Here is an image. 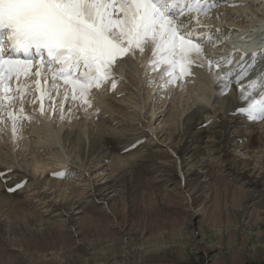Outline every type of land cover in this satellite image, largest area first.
<instances>
[{
    "label": "rangeland",
    "instance_id": "rangeland-1",
    "mask_svg": "<svg viewBox=\"0 0 264 264\" xmlns=\"http://www.w3.org/2000/svg\"><path fill=\"white\" fill-rule=\"evenodd\" d=\"M100 115H103L102 111ZM202 116L205 117V114ZM129 122L131 123V120ZM138 126L136 124L135 130H139V134L148 132L137 128ZM132 130L133 128L130 131L128 128L122 132L126 133V137L131 134L134 136L136 132L133 133ZM112 137H108L107 141H114L115 137ZM219 144L226 146L219 139H215L214 143H201L200 153L205 152L201 158H206L208 145L215 148ZM104 145L108 147L107 144ZM117 150L118 147L112 150L113 158L119 155ZM134 150L140 152L139 156L135 153L131 161H127L134 172L132 181L124 182L123 178L120 180L116 167L109 166L113 160L112 155L105 157L101 156L102 153L94 160L89 159L86 162L89 164L88 170L92 168V171H86V175H78L79 172H76L75 177L65 178L64 182H73L78 186L74 188L75 195L81 194L82 189H85L84 193L89 194L86 203L80 208L74 207V212L70 210L75 213L73 222L60 223L54 222L53 219L52 226H44L40 230L21 231L19 234L11 231L14 233L11 235L14 239L11 240L0 232V264H264V203L261 202L264 201V190L260 187L263 186L261 182L249 187L255 191L249 194V189L245 186L247 181L222 172L215 161L218 157L216 156L211 158L214 166L208 169L206 181L202 174L201 177L192 175V180H189L186 174L183 193L174 196L169 189L179 183L180 166L176 157L159 152L155 146L150 148L148 143L143 151H140L138 146L128 151ZM223 150L221 154L226 153L225 148ZM129 152L126 155L129 156ZM216 153L218 150L215 149L211 155ZM229 159L223 161L224 166L232 163L233 157ZM20 163L23 168L16 172L20 175L14 176L12 181L23 175L24 181H27L32 176V170L27 163L22 160ZM94 164L97 166L94 167ZM75 166L76 163L71 168ZM228 166L236 171L235 167L230 164ZM228 166H225L227 170ZM1 169L5 170L4 167H0ZM104 169L107 170L94 179L96 174ZM142 171L148 172L149 175L143 174ZM239 174L246 176L244 170H240ZM106 175L109 179H102ZM223 175L227 179L222 177ZM114 177L119 181L116 194L111 193L112 189H108L101 194L98 190L99 198L90 195L91 182H98L101 187ZM146 177H149V180ZM52 181L60 180L52 177L48 179L45 174L38 176L39 188L36 189H33L34 184L28 181L21 189L23 193L39 191L31 192L32 195L29 196L19 194L18 189L8 191L7 187L4 189L0 185V199L8 196L6 200L10 203L31 201L37 206V212H43L42 215L46 218L53 215V209L59 206L60 212H65L63 218H66L69 215L68 208L65 207L68 202L60 197L58 201L54 189H48L53 185ZM219 181L222 182L221 186L217 184ZM204 183L207 184L206 187ZM43 185L45 186L42 187ZM105 192H108L107 196L110 198L108 204L111 211L107 209L108 205L99 200ZM110 193L113 194L112 197ZM40 197H44L46 201L40 200ZM71 199L73 200L72 197ZM92 203L94 205H90ZM71 207L70 204L69 209ZM180 218L182 220H178ZM97 221L104 227L96 226ZM111 235L118 241H113ZM67 249H70V253L66 256L64 252Z\"/></svg>",
    "mask_w": 264,
    "mask_h": 264
},
{
    "label": "bare ground",
    "instance_id": "bare-ground-1",
    "mask_svg": "<svg viewBox=\"0 0 264 264\" xmlns=\"http://www.w3.org/2000/svg\"><path fill=\"white\" fill-rule=\"evenodd\" d=\"M262 8H264V4H261L260 0H252L250 3H245L234 9L227 8L225 11L229 15L231 14L229 20L237 22L240 18L244 17L238 23H249L256 30V23L258 22L259 12ZM250 32L249 36L255 35L254 30ZM146 51L136 54L140 59L137 64L130 57L125 58L126 60L123 61L125 67H121V70L124 72L125 78L121 77V80L124 81L123 85L125 88H128L126 86L127 83H132L133 87L129 88V94L122 98L120 96L117 97L116 93L110 94V92H107L104 94L102 91V88L105 86L104 84L101 88L91 90L92 103L91 106H87L79 100H65L64 93L67 86H63V89H59V96H56L55 92H53L52 98L48 103L50 106L49 112L39 114L34 110L36 108V103L34 102L35 93L31 92L34 86L31 83L28 84L27 88L29 90L27 93L23 92L24 95L28 96L20 99V101H13L12 110L19 113L23 104V110H34L32 117L41 119L45 125L36 124V120L31 118L25 120V123L22 124L25 125L24 132L19 128L22 126L18 124V131L13 133L11 120L6 119V124H8L7 133L4 135L0 133V167H4V169L6 167L7 169L23 168L20 163V160H22L23 163H27L33 174H39L36 176L41 177L51 169L63 166L66 162L74 161L76 163L74 171H78V175H84V173L86 175V171L89 173L92 169L88 170L89 164H86L89 159L94 160L102 152L105 156L106 154H110L111 149L104 145L109 135L118 139L122 135L124 142L130 144L132 147L134 140L126 137V133L122 131L128 128L129 131L132 128L135 129L136 125L133 122L136 120L137 125L140 124V129L154 134L156 140L154 141L155 147L159 152H165L166 154L168 152L173 153L179 162V183L174 188L169 189L170 192L174 193V196L183 193V185L185 184L186 187V174L189 180H192L191 177L194 174H202L206 181L208 169L214 166L211 158L216 156L218 157L215 161L218 163L219 169L223 170L222 172L232 175L236 179L244 178L247 181H245V186L247 185L248 189L254 183L261 182L263 186L260 187H263L262 190H264V121L257 124H245L238 116L231 115V111L240 105L237 103V96L231 92L224 97L218 95V97L215 96L213 99L214 90L210 87L207 77L202 72L199 73L196 84L188 87L180 85L169 91L165 99H160L147 84L146 86L144 84L147 78L143 75L153 67L150 63L152 58L148 60L144 56ZM140 77H142L141 80ZM124 87H120L119 92H123L125 90ZM47 90H50V84ZM13 95H17L19 98V94L16 92ZM25 102L26 104H24ZM93 106H95V109H92ZM53 108H55V111H53ZM101 111L103 112L102 116L106 118H101ZM18 113L17 115H19ZM202 114H205V117ZM5 115L4 113H0V116ZM210 118H213L215 123L198 128L199 124ZM23 120L21 119L20 121ZM130 120L131 127L128 123ZM115 124H118V127ZM112 129L115 131H111ZM215 139H219L226 146L222 147L219 144V146L211 148L208 145L206 149L207 156L206 158L204 156V159H202L201 156L205 155V152L200 153V144H208L209 141L214 143ZM20 147L22 149L19 150ZM223 148L226 150L225 154H221L224 151ZM215 149L218 150V153L211 155V152L215 151ZM16 157H20V160L16 159ZM231 157H233V161L229 164L235 167L236 171L228 166L229 164H225V166H228V170L224 166L223 161L226 162ZM127 161L122 156H115L109 165L116 167L119 171L118 178L120 177V180L123 178L124 182L134 180L133 169ZM97 164L99 165V163ZM97 164H94V167ZM105 170L107 169L102 170V172L98 171L99 173H97L98 175L96 174L94 179L100 173L105 172ZM240 170H244L246 176L245 174H239ZM102 179H109V176L106 175ZM42 182L41 180V185ZM118 182L117 177L107 180L106 184L101 187L98 186V182H91L89 185L90 195L99 198L98 190L101 194L108 189H112L111 193L116 194L118 192ZM52 183L51 187L47 184L49 186L48 189H54V193H56L55 198L59 199L58 201L61 198V200L68 202L65 207L68 208L69 215L63 218L65 212H60L61 208L54 204L56 206L53 209L55 213L46 218L42 215L43 212H37V206L35 207L31 201L26 203L23 201L10 203L6 200L8 197L6 195L5 199H0V232L7 236V239H14L11 236L13 233L11 231L19 234L21 231L40 230L44 226H52L54 222H73L75 219L73 215L75 213H72L75 210L74 207L80 208L86 201V198L89 197V194L84 193L85 189H82L81 194L75 195L74 188L78 186H75L73 182L52 181ZM217 184L221 186L222 182L219 181ZM206 185L204 183V187ZM36 188L38 187L33 189ZM254 192L250 188L248 193ZM107 194L108 192H105L104 196L100 197L99 200L108 205L107 209L111 211V207L108 204L110 198ZM113 194H111V197ZM74 197L78 198L74 199ZM40 200L46 201L44 197H40ZM261 202L264 203V201ZM70 204L72 205L71 209H69ZM121 205L123 204L121 203ZM39 207H41V204ZM70 210L73 211L71 212ZM53 219L54 222H52ZM95 225L104 227L101 223ZM110 237L113 241H118L114 236L111 235ZM69 253L70 249L64 252L66 256ZM23 261L28 262L26 259H23Z\"/></svg>",
    "mask_w": 264,
    "mask_h": 264
},
{
    "label": "snow or ice",
    "instance_id": "snow-or-ice-1",
    "mask_svg": "<svg viewBox=\"0 0 264 264\" xmlns=\"http://www.w3.org/2000/svg\"><path fill=\"white\" fill-rule=\"evenodd\" d=\"M217 2L0 0V113L6 114L0 116V124L10 119L13 133L18 131L23 108L21 115L12 110L13 101L18 98L13 92L23 99L29 80L38 88L41 100L51 99L53 92L59 96L63 85L67 86L65 100H79L91 106V90L110 81L123 58L145 50L152 52L153 67L166 65V83H175L190 74L194 63L202 66L203 44L211 43L214 33L224 31L205 32L207 26L200 19ZM216 59L211 58L208 63ZM216 67L222 65L217 62ZM231 75L229 70L218 79L227 81ZM42 81L50 83V90L43 87ZM256 85V80L251 81V87ZM111 86L114 89L115 82ZM242 98L250 102L239 111L248 120L264 121V92L259 99L251 97V92L243 93ZM137 144L138 141L132 147ZM3 174L0 172V176ZM22 186L17 184L6 190L16 191Z\"/></svg>",
    "mask_w": 264,
    "mask_h": 264
}]
</instances>
